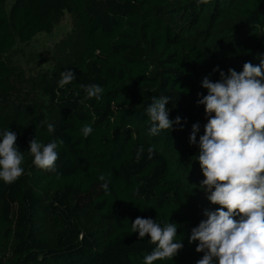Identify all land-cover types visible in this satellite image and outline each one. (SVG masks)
Instances as JSON below:
<instances>
[{"label": "trees", "instance_id": "1", "mask_svg": "<svg viewBox=\"0 0 264 264\" xmlns=\"http://www.w3.org/2000/svg\"><path fill=\"white\" fill-rule=\"evenodd\" d=\"M7 1L0 0L1 99L10 95L5 55L17 42L50 34L54 15H77L85 50L78 63L59 70L58 81L64 71L76 80L44 88L57 117L54 132L47 131L45 116L12 121L0 107V132H14L24 156L35 137L44 144L63 140L55 170L24 169L11 185L0 180V264H143L154 246L150 236L132 233L137 217L178 227L175 241L183 248L154 264H197L199 241L189 238L207 217L187 205L182 168L201 169L198 144L208 123L198 104L207 95L202 81L217 82L220 71L239 73L246 62L264 61V0H14L6 8ZM90 84L103 88L99 100L81 87ZM165 95L173 127L152 136L146 108L153 96ZM86 124L93 129L87 138L81 133ZM42 208L56 231L52 239L36 229ZM86 208L111 224L101 242L72 219L73 211Z\"/></svg>", "mask_w": 264, "mask_h": 264}, {"label": "clouds", "instance_id": "2", "mask_svg": "<svg viewBox=\"0 0 264 264\" xmlns=\"http://www.w3.org/2000/svg\"><path fill=\"white\" fill-rule=\"evenodd\" d=\"M199 2L206 4L208 0ZM220 77L217 82L207 77L202 81L207 95H201L198 104L205 107L208 123L199 139L197 156L205 177L201 186L208 193L207 199L220 207L205 210L207 218L192 229L189 243L199 241L196 252L204 254L197 264H264V61L259 65L246 62L239 73L235 69H229L227 74L220 71ZM76 79L73 71H64L59 87ZM81 87L89 98L99 100L103 93L98 84ZM170 101L167 95L153 96L146 108L152 136L172 129L173 121L166 108ZM180 122L177 117L175 123ZM54 130L53 125H47L48 132ZM92 131L87 124L81 129L85 138ZM198 131L199 125H193L192 145L197 144ZM16 142L17 135L11 130L0 132V180L7 185L24 174V155ZM29 144L34 166L55 170L57 147L63 140L44 144L35 137ZM143 151V146L137 150L138 159ZM152 154L149 147V158ZM99 179L104 181L101 187L107 192L109 182L103 175ZM177 229L175 223L161 225L152 219H135L132 233H138L141 240L150 236L149 243L154 246L144 256L143 264L177 255L183 248L182 242L175 241Z\"/></svg>", "mask_w": 264, "mask_h": 264}, {"label": "rangeland", "instance_id": "3", "mask_svg": "<svg viewBox=\"0 0 264 264\" xmlns=\"http://www.w3.org/2000/svg\"><path fill=\"white\" fill-rule=\"evenodd\" d=\"M13 1L8 0L6 8H9ZM84 50L81 24L77 15L74 12L54 15L50 34L40 33L26 43L17 42L5 55L11 72L8 78L10 95L7 99L0 98V107L7 112L12 121L18 115L34 114L45 116L47 125H53L57 117L44 88L58 81L59 70L62 67L78 63ZM164 153L170 159L177 160L174 153L170 151ZM21 167L26 169L27 173L33 170L42 173L52 171L35 167L29 152L24 156ZM182 170L184 175L182 190L187 205L202 213L205 210L216 211L220 206L213 205L207 199L208 193L201 186L205 179L202 170L200 168L189 170L185 167ZM72 219L80 228L93 232L100 242L111 232V224L100 220L90 208L73 211ZM36 229L39 235L46 239H52L56 235L49 215L43 208L36 220ZM203 255L202 253L201 258Z\"/></svg>", "mask_w": 264, "mask_h": 264}]
</instances>
